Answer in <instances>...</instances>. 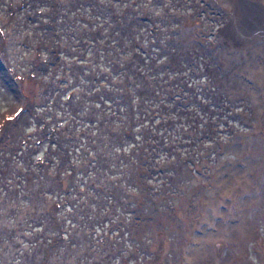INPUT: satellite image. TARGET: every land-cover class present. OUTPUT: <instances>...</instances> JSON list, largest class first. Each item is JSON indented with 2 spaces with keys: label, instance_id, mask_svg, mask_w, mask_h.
I'll list each match as a JSON object with an SVG mask.
<instances>
[{
  "label": "trees",
  "instance_id": "trees-1",
  "mask_svg": "<svg viewBox=\"0 0 264 264\" xmlns=\"http://www.w3.org/2000/svg\"><path fill=\"white\" fill-rule=\"evenodd\" d=\"M28 2L16 3L30 19L24 40L2 25L9 62L24 80L34 77V87L11 143L0 146L7 166L0 177V264L142 257L151 241H139L131 223L141 154L151 171L175 168L187 157L176 148L206 134L177 108L192 95L171 57L172 31L159 33L165 20L158 24L137 0H50L32 13L35 3ZM36 16L39 25L28 23ZM32 47L37 52L26 58ZM17 57L27 68L16 66ZM37 65L45 66L38 80ZM126 232L142 242L134 255Z\"/></svg>",
  "mask_w": 264,
  "mask_h": 264
},
{
  "label": "rangeland",
  "instance_id": "rangeland-1",
  "mask_svg": "<svg viewBox=\"0 0 264 264\" xmlns=\"http://www.w3.org/2000/svg\"><path fill=\"white\" fill-rule=\"evenodd\" d=\"M137 1L157 15L158 24L165 20L159 33L172 31L175 43L171 57L188 85L183 90L192 95H185L190 102L177 108L187 123L196 117L198 133L206 134L194 146L185 143L176 148L180 156L187 157L175 162V168L151 171L141 154L139 196L131 223L139 241H151V250L148 254L140 251L143 258L131 256L121 264H189L187 249L200 243H205V250L199 252L196 248L192 253L194 259L204 256L200 264H264V0ZM18 2L0 0V146L5 147L14 137L20 115L31 104L34 87V77L31 82L24 80L4 49L2 25L9 35L17 32V39H25L23 22L30 19L25 9H16ZM49 2L29 0L35 3L31 13L36 5L45 9ZM40 17L28 23L39 25ZM251 19L260 26H247ZM34 52L37 49L32 47L30 52L24 51V56L30 58ZM17 59L19 69L27 68L23 57ZM43 67L34 68V73L39 72L37 80ZM204 78H208L207 88L202 87ZM170 103L176 104L172 100ZM170 156L176 160L173 152ZM3 159L0 177L5 179L7 166ZM252 183L256 189L248 188ZM235 194L241 199L229 205ZM255 197L256 205L251 202ZM242 215L254 231L239 239L232 230L234 219ZM229 227L233 229L229 231ZM128 237V242L136 244L131 250L134 255L142 242L130 234ZM112 264H118L117 260Z\"/></svg>",
  "mask_w": 264,
  "mask_h": 264
},
{
  "label": "bare ground",
  "instance_id": "bare-ground-1",
  "mask_svg": "<svg viewBox=\"0 0 264 264\" xmlns=\"http://www.w3.org/2000/svg\"><path fill=\"white\" fill-rule=\"evenodd\" d=\"M238 1V0H237ZM236 1V2H237ZM241 1V0H240ZM244 2V1H243ZM255 2V1H254ZM245 3V2H244ZM247 4V3H246ZM256 5V4H255ZM257 5H258V3H257ZM243 6V5H242ZM241 6V7H242ZM251 6H252V4H251ZM253 6H254V4H253ZM252 6V7H253ZM239 7H240V5H239ZM238 7V8H239ZM259 8V7H258ZM243 9V8H242ZM241 10V9H240ZM260 10V9H259ZM242 12H243V10H242ZM241 12V13H242ZM253 13V12H252ZM249 20V19H248ZM256 20H252L251 19V21H247L246 22V25L247 26H251V27H254V25H256V26H258L259 25V23H256L255 22ZM260 26V25H259ZM232 35V34H231ZM238 46V45H237ZM239 47V46H238ZM255 146V145H254ZM253 146V147H254ZM241 168V167H240ZM241 170V169H240ZM240 172H242V171H240ZM239 172V173H240ZM241 174V173H240ZM239 175V174H238ZM234 177V176H233ZM243 177V176H242ZM245 177V176H244ZM247 178V177H246ZM224 179V178H223ZM249 179H250V176H249ZM236 180V179H235ZM239 180H240V178H239ZM244 183V182H243ZM243 183H241L240 184V188H242L243 190H244V184ZM256 184H253L252 183V186H248V188H250V187H252L253 189H256ZM236 187V186H235ZM247 188V189H248ZM247 189H245V190H247ZM236 191V190H235ZM233 192V191H232ZM238 192V191H237ZM246 192V191H245ZM248 192V191H247ZM244 193V192H243ZM250 193V192H249ZM237 194V193H236ZM234 195V197L233 198H235V199H231V202H230V204L229 205H232V204H234V202L235 201H238V200H240L241 198H240V196H237V195ZM244 195V194H243ZM251 195H252V193H251ZM259 195V194H258ZM258 197H260V196H258ZM262 199V198H261ZM251 202L254 204V205H256L257 203H258V198H252L251 199ZM237 203V202H236ZM247 203H250V202H247ZM234 206H236V205H234ZM237 208V207H236ZM263 210V209H262ZM238 212V211H237ZM263 212V211H262ZM233 220V219H232ZM230 221V220H229ZM234 222H235V225H234V229L233 228H231L230 229V227L228 228V230L230 231V230H232L233 231V233H235L234 235H236V238H239V239H242V238H244L246 235H248L249 234V232L252 230V232L254 231L253 230V226H252V224L242 215V216H239L238 217V219H234ZM231 224H232V222H231ZM233 225V224H232ZM231 225V226H232ZM209 230H211V229H209ZM233 233H231V234H233ZM196 234L198 235V233L196 232ZM206 234V231L204 232V235ZM199 236V238L201 239V237H202V235H198ZM239 239H237V240H239ZM245 242V241H244ZM198 246L197 247H195V248H193V249H187V252H188V260H189V264H200V263H202L201 261H202V259H203V257H201V256H198V257H200V258H196V259H194V257L192 256V253H194V251L196 250V248L197 249H199V252L200 251H203V250H205V248H206V245H205V243H200V244H197ZM203 253V252H202ZM196 254V253H195ZM204 254H206V252L204 253ZM197 256V255H196ZM195 256V257H196ZM207 258V257H206ZM215 261H220L219 259H215ZM216 264V263H215Z\"/></svg>",
  "mask_w": 264,
  "mask_h": 264
},
{
  "label": "snow or ice",
  "instance_id": "snow-or-ice-1",
  "mask_svg": "<svg viewBox=\"0 0 264 264\" xmlns=\"http://www.w3.org/2000/svg\"><path fill=\"white\" fill-rule=\"evenodd\" d=\"M12 117H9V119H11Z\"/></svg>",
  "mask_w": 264,
  "mask_h": 264
}]
</instances>
